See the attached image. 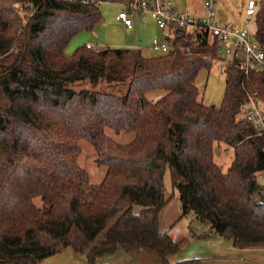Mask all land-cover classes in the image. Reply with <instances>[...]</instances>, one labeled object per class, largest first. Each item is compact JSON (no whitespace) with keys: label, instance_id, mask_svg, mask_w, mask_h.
I'll use <instances>...</instances> for the list:
<instances>
[{"label":"trees","instance_id":"16d2710c","mask_svg":"<svg viewBox=\"0 0 264 264\" xmlns=\"http://www.w3.org/2000/svg\"><path fill=\"white\" fill-rule=\"evenodd\" d=\"M123 1L0 0V264H40L66 247L99 264L135 246L164 264H198L167 259L180 246L159 215L174 190L182 216L193 212L234 247L264 249V137L237 117L248 93L264 102V72L244 78L225 61L222 102L205 105L195 80L222 60L214 36L181 30L170 52L151 57L65 52L101 21L102 3ZM254 23L264 49V0ZM105 127L135 136L117 143ZM80 139L107 166L100 184L76 162ZM220 143L233 149L227 170L214 160Z\"/></svg>","mask_w":264,"mask_h":264},{"label":"rangeland","instance_id":"374dc122","mask_svg":"<svg viewBox=\"0 0 264 264\" xmlns=\"http://www.w3.org/2000/svg\"><path fill=\"white\" fill-rule=\"evenodd\" d=\"M171 1L177 8L184 7L190 10H195L196 14H201L202 4L199 0ZM256 1L259 2L260 0ZM247 2L248 0H216L215 8L222 22H228L234 26H242L254 36L255 16L253 17L251 22L247 21ZM121 9V3H102V19L98 23L97 27H95L96 29H94L92 32L84 31L79 33V39H76V37L79 36L76 35V37L72 38L66 46L65 52L68 54H72L79 46L86 45L85 41H89V43H91L92 45H97L98 48L108 46L137 48L141 50L142 55H146V57L158 55L157 52L151 49V44L153 40L159 38L161 33L156 23L151 19L146 23L143 22L142 18H139L137 15H132L135 25L131 33H127L126 30L123 31V28L119 23L115 22L117 20L116 16ZM119 43H121L122 46H112L114 44L117 45ZM221 58L222 60H216L210 69H202L195 80V84L198 87L199 91L198 100L202 101V103H204L205 105L219 106L222 102L225 92L224 62L226 60H224L223 57ZM76 88H81V86H78ZM160 92L161 91H152L148 94V96L155 97ZM247 101L248 100H246L245 102ZM261 102V105L264 106V102ZM237 117L243 119L240 112ZM104 133L115 142L121 144L128 143L131 141L123 138L122 136H126L128 134L135 135L133 131L116 133L110 127H105ZM255 135L257 134L255 133ZM78 144L80 146V152L76 157V162L78 166L87 172L90 184H100L102 181L99 183H93V181L99 180V176H102V170L104 168H106L107 172V166L102 163L101 155L95 149V146L85 139H80L78 141ZM214 146V160L217 162V164L222 167L223 170H227L233 160V149L230 146L228 147L224 143L215 144ZM165 180L167 192L172 193L169 177H166ZM258 182L264 188V171L262 173V176H258ZM181 215L182 210L181 202L179 200V194L176 190H174L172 198L170 199L168 205L163 209V211L159 215L160 230L164 231L172 227L169 230V234H172L174 237L179 239V237L182 236V233L185 232L186 226L195 223V221L192 220L194 215L193 212L189 213L186 216ZM66 248L54 255L43 259L40 264H88L85 255L78 253L72 247ZM98 262L99 264H102V257L98 259Z\"/></svg>","mask_w":264,"mask_h":264},{"label":"built area","instance_id":"2783aa9c","mask_svg":"<svg viewBox=\"0 0 264 264\" xmlns=\"http://www.w3.org/2000/svg\"><path fill=\"white\" fill-rule=\"evenodd\" d=\"M202 4L201 14L187 8H177L171 0H125L116 18L126 31L134 27L132 15L150 19L160 30L159 38L153 40L151 49L158 54H165L174 48L178 31L196 35L208 34L217 40V50L228 62H234L244 78L252 72H264V49L255 40L253 34L242 27L222 22L215 8L216 0H199ZM257 11V1L248 0L246 6L247 21L251 22ZM145 18V20H144ZM86 47L99 49L90 43ZM247 102L240 109L243 119L251 124L255 133L264 137V106L254 94H247ZM264 152V145L262 147ZM263 172L257 174L262 176Z\"/></svg>","mask_w":264,"mask_h":264},{"label":"crops","instance_id":"0c3cea01","mask_svg":"<svg viewBox=\"0 0 264 264\" xmlns=\"http://www.w3.org/2000/svg\"><path fill=\"white\" fill-rule=\"evenodd\" d=\"M115 22L122 26L123 31L125 30V27L118 19ZM97 25L98 24H96L95 27H97ZM95 27L93 30L96 29ZM133 28L127 31V33H131ZM79 37L80 35L77 36L76 39H79ZM85 42L86 44L89 43V41ZM112 46H122V44L119 43ZM134 136V134H128L122 137L132 140ZM105 173L106 168L102 170V176H99V180L93 181V183L101 182ZM192 220H194L195 223L186 226L185 232L182 233V236L179 237V239L170 234L180 246V250L178 252L168 255L167 259L170 263H175L180 260L195 259L198 264H264V249L234 247L232 239L224 238L212 231L210 226L199 219L195 214L193 215ZM170 228L168 230H170ZM102 264L164 263L160 256L154 251L142 246H135L129 250L119 248L114 254H106L102 256Z\"/></svg>","mask_w":264,"mask_h":264},{"label":"water","instance_id":"95a60500","mask_svg":"<svg viewBox=\"0 0 264 264\" xmlns=\"http://www.w3.org/2000/svg\"><path fill=\"white\" fill-rule=\"evenodd\" d=\"M144 20H145V18H144ZM3 264H12V263H3Z\"/></svg>","mask_w":264,"mask_h":264}]
</instances>
